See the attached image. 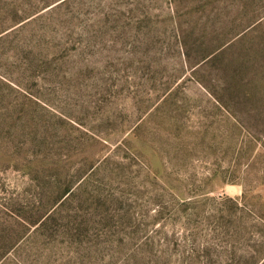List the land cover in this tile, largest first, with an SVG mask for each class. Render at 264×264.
Returning <instances> with one entry per match:
<instances>
[{"label":"rangeland","instance_id":"rangeland-1","mask_svg":"<svg viewBox=\"0 0 264 264\" xmlns=\"http://www.w3.org/2000/svg\"><path fill=\"white\" fill-rule=\"evenodd\" d=\"M0 264H264V0H0Z\"/></svg>","mask_w":264,"mask_h":264}]
</instances>
